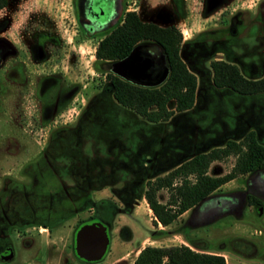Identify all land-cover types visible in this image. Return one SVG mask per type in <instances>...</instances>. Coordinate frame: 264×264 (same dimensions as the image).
Listing matches in <instances>:
<instances>
[{
	"label": "rangeland",
	"instance_id": "374dc122",
	"mask_svg": "<svg viewBox=\"0 0 264 264\" xmlns=\"http://www.w3.org/2000/svg\"><path fill=\"white\" fill-rule=\"evenodd\" d=\"M123 7L135 10L143 20L172 22L182 36L189 37L181 42L180 55L196 75V103L167 120H145L112 97L104 72L110 71L108 64L113 60L96 59L93 53L102 33L92 37L73 31L70 0H6L0 8V36L6 35L14 47L27 50L30 34L38 28L54 34L59 47L53 59L48 54L47 61H29L31 81L15 76L10 67L2 68L9 58L0 64V187L3 175L29 183L32 173L43 167L45 192L38 195L43 205L39 209L50 213L53 200H60L63 189L85 184L89 178L90 189L97 188L89 192L102 201L87 210H102L111 223L112 241L99 264H131L146 244L180 242L210 251L222 243L218 253L226 264H264V208L257 212L253 205L241 203L237 192L251 186L253 176L226 181L214 192L216 197L179 214L165 226L152 222L143 197L147 178L165 173L214 136L232 137L251 128L264 144V91L241 94L215 87L209 67L211 58H223L235 62L246 76L261 74L264 0H124ZM188 27L203 29L194 32ZM140 45L147 54V44ZM157 59L147 69L151 76L161 71ZM45 73L53 75L37 80ZM10 75L16 80H8ZM168 106H173L172 101ZM115 140L136 147L148 140L139 165L153 148L160 150L157 156L161 162L149 166L144 161L140 169L132 159L135 148L126 153L112 144ZM210 145L212 142L205 148ZM44 151L46 155H42ZM233 161L232 155L214 160L209 173H223ZM255 180L264 185V170L256 173ZM16 192L10 202L18 198ZM157 198L165 200V189L158 190ZM0 199H7L1 188ZM231 236L248 239L257 248L246 250L247 256L238 255L227 249Z\"/></svg>",
	"mask_w": 264,
	"mask_h": 264
},
{
	"label": "trees",
	"instance_id": "16d2710c",
	"mask_svg": "<svg viewBox=\"0 0 264 264\" xmlns=\"http://www.w3.org/2000/svg\"><path fill=\"white\" fill-rule=\"evenodd\" d=\"M6 0H0V8ZM147 44V54L154 59L163 54L168 72L155 85H142L121 78L111 71L104 76L112 97L120 105L131 109L145 120L157 122L171 118L175 113L188 111L194 104L196 95V75L180 55L182 33L173 23L158 24L152 20L139 18L135 10H125L122 21L111 31L97 40L94 56L100 60H115L125 56L136 44ZM211 83L215 87H227L241 94L264 91V70L259 76H245L238 65L223 58L209 60ZM172 101L173 106H168ZM243 131V130H241ZM232 137H212L199 144L195 152L189 153L163 174H154L145 181L143 197L152 212V222L165 226L186 210L193 211L201 202L216 197L214 192L225 181L240 176H253L251 186L237 190L241 203L264 208V185H257L255 176L264 170V144L256 138L254 129H247ZM212 145L205 148V144ZM234 156V161L222 174L207 172L209 163L215 159ZM260 186V187H258ZM165 189L166 198L160 201L157 191ZM234 191H226L221 194ZM219 194V193H218ZM239 212H236V215ZM227 249L238 255L254 252L255 243L248 239L231 236ZM168 245L146 244L141 247L131 264H226L218 253L224 244L211 249L191 243ZM200 249V250H199Z\"/></svg>",
	"mask_w": 264,
	"mask_h": 264
},
{
	"label": "flooded vegetation",
	"instance_id": "af4514ba",
	"mask_svg": "<svg viewBox=\"0 0 264 264\" xmlns=\"http://www.w3.org/2000/svg\"><path fill=\"white\" fill-rule=\"evenodd\" d=\"M123 5L124 0H70V20L74 26L72 29L84 36L96 37L102 33L97 39L99 40L105 33L121 23L125 11ZM30 37L32 39L27 44L26 50L14 47L10 38L2 34L0 64L9 58L10 62L2 68L10 67L11 71L15 72V76L31 81L33 73H31L30 63L39 60L47 61L48 54L53 59L54 55H58L59 45L57 37L48 30L34 29ZM52 75L53 73L39 74L37 80H45ZM7 79L16 80L12 75ZM117 141L115 140L112 144L117 145L118 149L122 148L126 153L135 148L132 151V159L140 169L144 161H147L149 166L154 162H161L157 156L160 150L153 148L145 153V160L139 165V159L143 157L141 153L148 149V140L137 147L135 143L127 146L126 142ZM42 155H46V151ZM3 176L5 179H2L0 188L2 196L7 195V199L4 201L0 199V264H99L102 262L112 241L111 223L102 210H87L102 201L97 196L98 199H93L92 191L89 192L91 189L97 190V188L90 189L89 178H86L85 184L76 183L75 189L70 188L69 191L63 189L60 200H53L50 213H44L41 197L38 196L45 192L42 180L43 167L39 168L38 172L32 173L29 183ZM14 187L15 190L11 191ZM28 188L30 194L25 191ZM15 192L18 198L10 202ZM84 211L87 213L75 216L76 213ZM89 222H99L107 228L108 243L104 253L97 259L83 258L76 253V230L80 225Z\"/></svg>",
	"mask_w": 264,
	"mask_h": 264
},
{
	"label": "water",
	"instance_id": "95a60500",
	"mask_svg": "<svg viewBox=\"0 0 264 264\" xmlns=\"http://www.w3.org/2000/svg\"><path fill=\"white\" fill-rule=\"evenodd\" d=\"M140 43H136L122 58L115 59L108 64V69L123 79L142 85H155L161 82L168 68L163 54L156 60L161 65V71L151 76L148 68L154 59L141 50ZM260 211V207L258 208ZM76 253L87 259L100 258L108 243L107 228L99 222H89L79 226L75 233Z\"/></svg>",
	"mask_w": 264,
	"mask_h": 264
},
{
	"label": "crops",
	"instance_id": "0c3cea01",
	"mask_svg": "<svg viewBox=\"0 0 264 264\" xmlns=\"http://www.w3.org/2000/svg\"><path fill=\"white\" fill-rule=\"evenodd\" d=\"M152 21H154V22H156V23H158V24H169V23H172V22H164V23H159V22H157V21H155V20H152ZM203 29V27H200V28H190V27H188V30L190 31V30H193L194 32H200L201 30ZM187 36H189V35H187ZM187 39V38H189V37H186L185 35H183L182 36V41H184V39ZM253 71H251L250 73H252ZM262 73V72H261ZM249 75H251V74H247V76H249ZM246 76V75H245ZM198 89V85H197V79H196V90ZM196 98H197V91H196V95H195V100H194V104H195V102H196ZM193 104V105H194ZM193 105H192V107H193ZM191 107V108H192ZM190 108V109H191ZM189 109V110H190ZM215 160H218V159H215ZM214 160H212L210 163H209V165H208V168H207V172L209 173V168H210V166L213 164L212 162H213ZM224 173V172H223ZM210 174H212V173H210ZM215 175L216 174H222V173H214ZM235 178V177H234ZM231 179H233V178H231ZM230 180V179H229ZM228 181V180H227ZM226 182V181H225ZM224 182V183H225ZM223 184V183H222ZM220 188V186L218 187V189ZM217 190V189H216ZM158 192V191H157ZM189 210V209H188ZM187 211V210H186ZM186 211H184V212H186ZM184 212H182V214L184 213Z\"/></svg>",
	"mask_w": 264,
	"mask_h": 264
},
{
	"label": "built area",
	"instance_id": "2783aa9c",
	"mask_svg": "<svg viewBox=\"0 0 264 264\" xmlns=\"http://www.w3.org/2000/svg\"><path fill=\"white\" fill-rule=\"evenodd\" d=\"M183 35H184V33H183Z\"/></svg>",
	"mask_w": 264,
	"mask_h": 264
}]
</instances>
